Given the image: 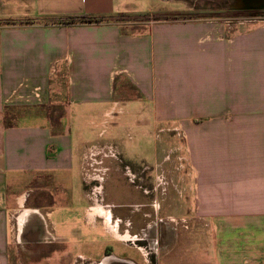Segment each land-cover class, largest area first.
<instances>
[{"label":"crops","instance_id":"crops-1","mask_svg":"<svg viewBox=\"0 0 264 264\" xmlns=\"http://www.w3.org/2000/svg\"><path fill=\"white\" fill-rule=\"evenodd\" d=\"M122 3L0 0V264H156L159 242L138 244L86 184L118 154L113 138L85 136L90 125L144 112L183 129L177 159L214 236L194 264H264V18L122 20ZM75 179L86 205L74 222L58 196H74ZM167 252L164 264L187 256Z\"/></svg>","mask_w":264,"mask_h":264},{"label":"rangeland","instance_id":"rangeland-1","mask_svg":"<svg viewBox=\"0 0 264 264\" xmlns=\"http://www.w3.org/2000/svg\"><path fill=\"white\" fill-rule=\"evenodd\" d=\"M122 7L125 12L120 18L122 20L136 17L140 20L148 16L161 19L209 17L226 20L228 18L232 21L240 18H264V14L257 17L238 16L235 10L237 6L232 0H123ZM135 115L123 122L108 118L106 127L96 122L90 125L89 131L85 132V136L91 141L113 138L112 142L118 146V149H115L118 153L117 158L105 160L104 166L109 171H103V179L91 182V186L88 184L87 189L90 190L93 199L95 198L93 190L96 191L100 201L112 209L114 216L130 220L131 229L129 228L128 231L131 236L135 235L143 239L138 241V244L144 245L149 241L159 242V244L151 243L152 245L149 246L145 244L156 252L149 254L155 257L156 264H164L163 257L168 256L169 249H171L169 254L171 258L167 257L164 260L170 258L172 262L177 263L179 248H181L180 254L187 253L182 264H194L200 247L198 243L201 240L208 243L214 236L210 216H205L201 222L203 228L199 227V218L194 208L195 180L193 177L190 178L188 164L183 159L181 161L177 159V156L182 157L186 154L183 129L179 128L180 123L177 118L169 117V120L162 122L157 120L158 115H155V118L150 112ZM117 116L126 117L127 114L123 110V114ZM114 122H120V128L115 132L111 130ZM130 124L133 126L128 127ZM174 126L177 128H173ZM166 127L170 128L166 130ZM94 133H98L97 136ZM110 152L112 151L109 150L108 155ZM166 155L169 156L167 161ZM111 160L113 164H109ZM128 169L134 172L136 177L128 173ZM75 181L77 186L74 196L66 193H59L58 196L61 206L66 209L64 215L68 213L67 210L72 214L71 208L74 209V217L71 218L74 222L79 220L86 205L79 195L80 183L76 179ZM145 189L149 192L146 193ZM71 199L74 201L70 205ZM61 214H55L53 219L60 222ZM108 215L106 218L109 222ZM123 227L121 225L118 230L120 234L123 233ZM109 232L112 234L111 231ZM102 234V229H98L95 233L99 237ZM180 237L190 239L188 248ZM180 243H182L181 247ZM113 244L115 243L110 242L109 246ZM43 253L42 255H45L46 252ZM85 257L91 258L86 255ZM177 264H180L179 261Z\"/></svg>","mask_w":264,"mask_h":264},{"label":"flooded vegetation","instance_id":"flooded-vegetation-1","mask_svg":"<svg viewBox=\"0 0 264 264\" xmlns=\"http://www.w3.org/2000/svg\"><path fill=\"white\" fill-rule=\"evenodd\" d=\"M232 1L237 6L235 10H236L238 16H243V17L254 16V17H257V16L264 14V1H257V0H232ZM97 180L98 179H91L88 182H86V184L87 185L89 184V186H91V182L97 181ZM145 192L147 193L149 191L147 189H145ZM100 209H102V208H100ZM105 213L108 215V211ZM115 232H116V234H115ZM113 235H115V236L120 235L116 231L115 228H114Z\"/></svg>","mask_w":264,"mask_h":264},{"label":"bare ground","instance_id":"bare-ground-1","mask_svg":"<svg viewBox=\"0 0 264 264\" xmlns=\"http://www.w3.org/2000/svg\"><path fill=\"white\" fill-rule=\"evenodd\" d=\"M173 134V133H172ZM90 212V211H89ZM103 212V210L102 209H100V208H95V209H93L92 210V212H91V214L93 215V214H95V213H98V214H101ZM105 213V212H104ZM105 215H107L106 213H105ZM108 220V219H107ZM109 223V222H108ZM107 223V224H108ZM107 229H109V226H107L106 227ZM110 230V229H109ZM111 232H113L114 233V230L113 229H111ZM115 234H116V232H115ZM116 236H118V237H120L121 238V236L120 235H116ZM124 237H126V236H124Z\"/></svg>","mask_w":264,"mask_h":264},{"label":"trees","instance_id":"trees-1","mask_svg":"<svg viewBox=\"0 0 264 264\" xmlns=\"http://www.w3.org/2000/svg\"><path fill=\"white\" fill-rule=\"evenodd\" d=\"M102 20V18H92V17H86V16H84V17H81L78 21H80V22H84V21H101Z\"/></svg>","mask_w":264,"mask_h":264},{"label":"built area","instance_id":"built-area-1","mask_svg":"<svg viewBox=\"0 0 264 264\" xmlns=\"http://www.w3.org/2000/svg\"><path fill=\"white\" fill-rule=\"evenodd\" d=\"M36 96H38V93H36ZM89 180H86V182H88Z\"/></svg>","mask_w":264,"mask_h":264},{"label":"water","instance_id":"water-1","mask_svg":"<svg viewBox=\"0 0 264 264\" xmlns=\"http://www.w3.org/2000/svg\"><path fill=\"white\" fill-rule=\"evenodd\" d=\"M257 1H264V0H257Z\"/></svg>","mask_w":264,"mask_h":264}]
</instances>
